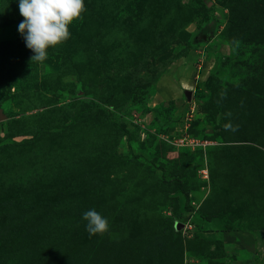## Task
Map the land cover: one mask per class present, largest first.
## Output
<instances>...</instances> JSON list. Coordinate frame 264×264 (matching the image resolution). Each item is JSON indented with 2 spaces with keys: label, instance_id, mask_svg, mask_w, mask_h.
<instances>
[{
  "label": "rangeland",
  "instance_id": "374dc122",
  "mask_svg": "<svg viewBox=\"0 0 264 264\" xmlns=\"http://www.w3.org/2000/svg\"><path fill=\"white\" fill-rule=\"evenodd\" d=\"M84 3L36 63L0 0V264H264V0Z\"/></svg>",
  "mask_w": 264,
  "mask_h": 264
},
{
  "label": "clouds",
  "instance_id": "9594fccd",
  "mask_svg": "<svg viewBox=\"0 0 264 264\" xmlns=\"http://www.w3.org/2000/svg\"><path fill=\"white\" fill-rule=\"evenodd\" d=\"M19 12L23 17L18 31L26 47L33 53L31 62L43 63L49 49H57L71 38L70 28L82 22L86 7L84 0H19ZM226 131H236L230 123ZM89 236H103L109 231V222L95 209L83 214Z\"/></svg>",
  "mask_w": 264,
  "mask_h": 264
},
{
  "label": "trees",
  "instance_id": "16d2710c",
  "mask_svg": "<svg viewBox=\"0 0 264 264\" xmlns=\"http://www.w3.org/2000/svg\"><path fill=\"white\" fill-rule=\"evenodd\" d=\"M210 39H211L210 31L199 32L195 36L194 43L195 44L203 43L209 41Z\"/></svg>",
  "mask_w": 264,
  "mask_h": 264
},
{
  "label": "water",
  "instance_id": "95a60500",
  "mask_svg": "<svg viewBox=\"0 0 264 264\" xmlns=\"http://www.w3.org/2000/svg\"><path fill=\"white\" fill-rule=\"evenodd\" d=\"M3 119H4V116H3V113H2V111L0 109V121H2Z\"/></svg>",
  "mask_w": 264,
  "mask_h": 264
}]
</instances>
